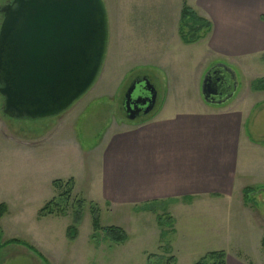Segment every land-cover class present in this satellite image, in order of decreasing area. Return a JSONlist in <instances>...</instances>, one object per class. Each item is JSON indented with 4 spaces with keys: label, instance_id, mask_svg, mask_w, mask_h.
<instances>
[{
    "label": "rangeland",
    "instance_id": "rangeland-1",
    "mask_svg": "<svg viewBox=\"0 0 264 264\" xmlns=\"http://www.w3.org/2000/svg\"><path fill=\"white\" fill-rule=\"evenodd\" d=\"M102 1L108 21V45L102 69L94 88L76 101H79V112L68 120L67 126L64 124L56 130L65 144L59 160L63 162V174L67 176L79 172L80 149L98 146L115 126L137 124L143 119L128 121L124 113V95L133 80L148 78L156 91L152 112L158 109L169 78L168 70H160L158 57L167 60V69L189 71L195 56L198 88L206 73L219 65L211 57L201 60L202 44H193L184 52L180 50L183 46L174 41L176 31L179 37L181 8L185 5L193 8L195 0ZM187 32L188 29H183L184 34ZM184 53L191 56V62L178 58ZM230 68L235 74V92L241 89L239 97L250 95L252 83L264 78L263 61L251 73L242 70L237 73L231 65ZM182 84L192 86L193 79L182 78ZM258 100L261 105L256 106V103L252 110V101L248 104L250 114L245 128L247 133L264 137V94L255 98V102ZM63 119L64 116L18 120L3 117L0 113V204H7L9 210L0 218V264H157L158 261L161 264H195L206 253L217 251H224L231 259L240 257L250 264H264L261 246L264 236L263 193L251 195L245 201L257 219V224L248 229L244 219L241 222L234 212L230 213L228 221L223 211L226 208L220 206L201 204L192 206L191 210L180 208L173 212L174 207H170L168 201L118 206L98 197L97 193L92 201L89 195H85V190L75 188L73 178L55 177L59 174L56 173L58 168L53 169L51 175L56 179L43 177L36 184L30 178L29 152L44 150L47 135L50 138L57 135L50 129L60 126ZM56 180H71L73 183L66 215L38 219L40 209L57 196L51 186ZM262 188L264 185L256 187ZM79 200L84 201L82 218L76 227L75 240L69 242L66 230L72 224L73 207ZM90 203L98 208L102 228L118 227L127 234L128 239L123 245L110 243L102 233L91 238ZM145 204H153L152 211L139 210ZM157 217L161 219L160 226ZM221 225L228 226L218 236Z\"/></svg>",
    "mask_w": 264,
    "mask_h": 264
},
{
    "label": "crops",
    "instance_id": "crops-1",
    "mask_svg": "<svg viewBox=\"0 0 264 264\" xmlns=\"http://www.w3.org/2000/svg\"><path fill=\"white\" fill-rule=\"evenodd\" d=\"M191 9L211 24L210 33L197 42L202 44V61L211 57L237 73H251L262 65L264 0H195ZM174 35V41L183 46L177 47L180 50L194 46L182 44L177 31ZM178 58L191 62L187 53ZM158 62L169 78L155 112L137 124L115 126L92 149H80L79 172L67 176L59 160L65 144L56 130L79 112V101L74 103L60 115L64 116L61 125L50 129L57 135H47L46 148L29 152L30 178L36 184L43 177L56 179L51 175L58 168L55 177L73 178L75 188L85 190L91 200L98 195L118 206L164 200L174 207L173 212L201 204L220 206L226 208L228 221L234 212L241 222L244 219L246 228L254 227L257 219L245 205L242 191L264 185V137L247 133L245 124L248 104L252 101L251 110L256 103L260 106L255 98L264 92L249 91L250 95L239 97V89L224 104H206L196 85L195 56L189 71L167 69L162 57ZM182 78L193 79V85H183ZM225 226H220L218 236ZM225 264L250 263L226 255Z\"/></svg>",
    "mask_w": 264,
    "mask_h": 264
},
{
    "label": "water",
    "instance_id": "water-1",
    "mask_svg": "<svg viewBox=\"0 0 264 264\" xmlns=\"http://www.w3.org/2000/svg\"><path fill=\"white\" fill-rule=\"evenodd\" d=\"M0 16L3 117L56 118L93 87L108 45L102 0H9L0 7ZM230 85L225 98L222 88ZM235 89V74L224 65L213 66L200 85L201 97L210 105L228 102ZM155 101L147 77L133 80L123 100L127 120L147 116Z\"/></svg>",
    "mask_w": 264,
    "mask_h": 264
},
{
    "label": "trees",
    "instance_id": "trees-1",
    "mask_svg": "<svg viewBox=\"0 0 264 264\" xmlns=\"http://www.w3.org/2000/svg\"><path fill=\"white\" fill-rule=\"evenodd\" d=\"M9 0H0V7L7 4ZM1 20V16H0ZM261 20L264 21V15L261 16ZM179 39L184 45H193L200 40H203L211 31V24L201 16H199L193 9L188 6H183L180 11L179 17ZM183 29H188L187 34L183 33ZM264 62V57L262 59ZM252 91L264 92V78L255 80L250 86ZM52 188L57 192V196L46 203L38 212L37 218L42 219L45 217H58L66 215V206L68 203L69 195L72 191L73 183L71 180L62 182L60 180L53 181L51 183ZM263 193L264 189L245 188L242 191L244 202L248 200V197L257 193ZM84 201L79 200L75 202L73 207L72 224L66 230V237L69 242L75 240L77 236L76 227L79 225L82 218ZM153 204H145L139 208L142 211H152ZM7 207L5 204H0V218L7 214ZM90 217L91 228L93 236L98 233H102L104 238L114 245H123L127 239V234L118 227H105L102 228L99 224V211L95 204L90 203ZM158 225L162 224L160 217H157ZM168 221H172L168 218ZM261 246L264 250V236L261 240ZM226 254L224 251L209 252L206 253L195 264H225ZM157 264H161L160 261Z\"/></svg>",
    "mask_w": 264,
    "mask_h": 264
},
{
    "label": "flooded vegetation",
    "instance_id": "flooded-vegetation-1",
    "mask_svg": "<svg viewBox=\"0 0 264 264\" xmlns=\"http://www.w3.org/2000/svg\"><path fill=\"white\" fill-rule=\"evenodd\" d=\"M227 77H228V75H227ZM220 78H221V80H222V76H220ZM223 81H224V78H223ZM220 86L223 87L221 84H220ZM225 90H226V92H225ZM231 91H232V87H231V85H230V88H228V89H226L225 87L222 88V92H225V93H226L225 98L231 93ZM233 96H234V95H233ZM142 118H143V117H142Z\"/></svg>",
    "mask_w": 264,
    "mask_h": 264
}]
</instances>
